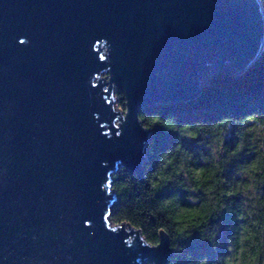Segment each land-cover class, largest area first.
<instances>
[{
  "label": "water",
  "instance_id": "95a60500",
  "mask_svg": "<svg viewBox=\"0 0 264 264\" xmlns=\"http://www.w3.org/2000/svg\"><path fill=\"white\" fill-rule=\"evenodd\" d=\"M263 48L259 0H0V264H167L163 233L150 248L105 226L109 173L142 170L140 109Z\"/></svg>",
  "mask_w": 264,
  "mask_h": 264
},
{
  "label": "clouds",
  "instance_id": "9594fccd",
  "mask_svg": "<svg viewBox=\"0 0 264 264\" xmlns=\"http://www.w3.org/2000/svg\"><path fill=\"white\" fill-rule=\"evenodd\" d=\"M208 87L210 82L202 91ZM127 112L126 106L121 117ZM136 120L142 130L159 126L175 134V141L162 150L154 148V138L146 141L144 152L154 159L141 162L142 178L125 166L109 173V192L118 197L116 218L124 221L113 226V212L105 211V226L130 228L150 248L160 245L163 233L173 252L167 264L181 258L190 264H264V110L190 121L171 112L138 111ZM186 140L195 146L185 147ZM194 235L210 246L211 258L187 250L185 242Z\"/></svg>",
  "mask_w": 264,
  "mask_h": 264
},
{
  "label": "trees",
  "instance_id": "16d2710c",
  "mask_svg": "<svg viewBox=\"0 0 264 264\" xmlns=\"http://www.w3.org/2000/svg\"><path fill=\"white\" fill-rule=\"evenodd\" d=\"M259 1L264 14V0ZM209 82L210 87L203 91L201 88L200 92L193 98L145 106L140 111H159L162 115H167L171 112L177 116L178 120L190 121L201 117L213 120L229 112L239 113L252 108L264 110V48L256 60L244 72L236 75L222 72L215 73L210 76L207 84ZM118 94L121 105L124 106L123 94L121 92ZM169 126L171 127L170 123ZM149 138L155 139L154 148L156 150H162L174 143L175 134L165 132L163 128L157 126L149 131ZM184 145L188 148L195 146L194 142L187 140L184 141ZM145 159H154V157H148L145 154ZM119 169L116 171H119ZM134 173L142 178L143 168L140 172ZM112 179L113 177L111 175V189L113 188ZM114 195L115 200L111 207V212H113L112 223L119 224L124 221V217L120 216L119 219L116 218L117 214L115 213L114 207L118 202V197L115 193ZM224 219L225 223H228L230 217L226 216ZM158 239L157 237L156 242H158ZM185 243L187 250L194 257L208 254L211 258L213 255L207 242H200L195 235ZM147 262L144 261L141 264H147ZM178 264H190V262L181 258Z\"/></svg>",
  "mask_w": 264,
  "mask_h": 264
},
{
  "label": "rangeland",
  "instance_id": "374dc122",
  "mask_svg": "<svg viewBox=\"0 0 264 264\" xmlns=\"http://www.w3.org/2000/svg\"><path fill=\"white\" fill-rule=\"evenodd\" d=\"M101 76L105 77V79H107V80L109 79V73H108V72H104V73H102ZM113 85L116 86V90H113V91H114L113 99H114V101H115L114 104H115L116 110H119V112L122 114V113L125 112V106L121 105V100H120V98H119V94H118V93H120V92L118 91V85H117L116 83L112 82V87H113ZM120 121H121V120H120ZM118 122H119V119H117V120L115 121V124L118 123Z\"/></svg>",
  "mask_w": 264,
  "mask_h": 264
}]
</instances>
